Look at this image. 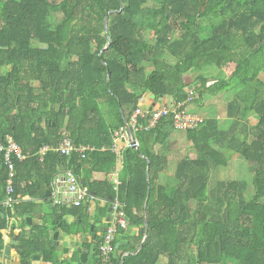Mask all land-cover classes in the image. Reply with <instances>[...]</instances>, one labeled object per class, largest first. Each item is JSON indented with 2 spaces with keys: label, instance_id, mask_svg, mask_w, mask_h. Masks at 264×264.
I'll return each mask as SVG.
<instances>
[{
  "label": "trees",
  "instance_id": "trees-1",
  "mask_svg": "<svg viewBox=\"0 0 264 264\" xmlns=\"http://www.w3.org/2000/svg\"><path fill=\"white\" fill-rule=\"evenodd\" d=\"M211 67L224 78H208ZM193 72L199 85L186 91L185 75ZM146 95L182 110L202 107L206 98L225 100V108L184 132L171 117L153 129L139 118L134 150L127 124ZM251 117L256 123L242 134L239 126ZM182 133L179 144L174 137ZM64 135L90 149L40 155ZM8 136L24 159L14 161L6 205L0 153V254L8 220L30 219L36 224L15 246L22 264L36 255L43 264H64L50 232L84 235V248L92 250L89 238L99 226L103 237L117 203L119 215L140 231H117L111 264H264V0H0V145ZM119 141L125 146L115 152ZM175 144L184 151L171 183L163 184ZM231 154L250 166V194L244 180H214ZM119 165L115 187L107 176ZM67 170L86 190L80 207L45 198ZM95 173L105 178L95 180ZM123 236L126 244L116 248ZM141 243L137 254L125 255ZM72 256L82 264L78 253Z\"/></svg>",
  "mask_w": 264,
  "mask_h": 264
},
{
  "label": "built area",
  "instance_id": "built-area-1",
  "mask_svg": "<svg viewBox=\"0 0 264 264\" xmlns=\"http://www.w3.org/2000/svg\"><path fill=\"white\" fill-rule=\"evenodd\" d=\"M190 100V99H189ZM188 100V101H189ZM143 103V100H142ZM182 104L176 106H158L153 107L152 109L146 108L143 104L141 108L136 109L130 117L128 122V127L130 129L136 128L139 118L147 117V127L146 129L155 128L159 121L165 117H171L173 120L174 128L179 132H184L187 130H192L198 127L202 119L200 116L194 113H189L186 110L180 109ZM115 137H118V133L114 134ZM136 145L138 143L136 142ZM127 146H131L130 137H128ZM53 149L62 156H70L72 153L83 154L85 151L89 150L90 147L86 146H76L74 142L64 135L59 143L55 147L45 146L40 150V155H44L46 151ZM115 151V145L112 147ZM0 153L3 154L4 164L7 166L8 176H7V186L6 194L8 198L5 201V204H10L12 202L11 195L13 194V183L15 176L14 161L16 159H24V155L19 148V146L14 142L12 137H6L5 144L0 145ZM65 173L66 189L65 193L73 197L70 202L71 206L80 207L84 204L85 198L87 197L86 190L82 189L78 179L72 173V171L67 170ZM109 179L114 184L115 187L118 186V178L111 174ZM52 201L55 205L62 204V199L60 197L61 191L59 193L55 192L51 194ZM118 204H114L112 207V214L110 222H108V228L105 230V234L102 237V241L99 245V264H111V255L115 251V242H116V233L120 228L127 230L128 221L124 216L119 215L118 213Z\"/></svg>",
  "mask_w": 264,
  "mask_h": 264
},
{
  "label": "rangeland",
  "instance_id": "rangeland-1",
  "mask_svg": "<svg viewBox=\"0 0 264 264\" xmlns=\"http://www.w3.org/2000/svg\"><path fill=\"white\" fill-rule=\"evenodd\" d=\"M150 38H153L152 34L149 35ZM166 60L168 62H172L173 60L169 57L166 58ZM207 71V70H206ZM218 71L217 69L215 70L214 67H211L209 68V70L207 71V74L208 76L207 77H211V78H217L219 76L218 79H223L224 78V73L223 71H219V74H217ZM190 74V73H189ZM192 74H196V72H193ZM188 75V74H187ZM185 75V79H186V76ZM192 76H195V75H192ZM186 81L188 82V80L186 79ZM190 83V82H189ZM224 102H218L217 101H213V100H210V101H207L205 104L208 105V107H206L205 105L202 106V107H198V106H195L194 104H189L187 105L186 107V110L187 112L189 113H195L197 114L198 116H203V117H206V116H209V117H217L218 115H221V113H223V110L225 108L224 104H225V100H222ZM216 103V104H214ZM217 108V109H216ZM224 118V116H223ZM226 123L228 121V124L230 123L229 120H225ZM256 123V119L255 117H251L249 118L248 122L247 123H244L242 124L241 126H239L242 134H245L248 130V128L250 126H253L254 124ZM184 134V133H182ZM176 142H182V137L180 136H175V139ZM179 144H175L174 145V148L173 150L175 151V153H170L169 154V159H170V163H169V166H168V170H167V173L164 174L165 178L162 179L161 178V183L163 184H170L171 183V180L172 178L168 179V175H171L172 174V170L174 169V164H175V160L177 159V156H180L184 149H182L181 147H179ZM191 143H187V145ZM186 145V143H185ZM190 149H188V152H190V155H193L192 151H194V148L192 146L189 147ZM163 176V177H164ZM251 169H250V166L244 162L243 160L239 159V157L236 155V154H231L229 156V162L226 166H221L218 171L215 173L214 175V180H244L246 181L250 187L248 188V193L250 194L252 192V188H251ZM45 207V206H43ZM71 251L68 253L67 255V260L65 261L64 264H77V262H75L72 254H73V250L74 248L71 247ZM61 247L58 248V252H60L61 254V259H63V254L61 252Z\"/></svg>",
  "mask_w": 264,
  "mask_h": 264
},
{
  "label": "crops",
  "instance_id": "crops-1",
  "mask_svg": "<svg viewBox=\"0 0 264 264\" xmlns=\"http://www.w3.org/2000/svg\"><path fill=\"white\" fill-rule=\"evenodd\" d=\"M217 74H219V72L217 73ZM192 75H195V76H192ZM197 77V73L196 74H192V73H190V74H188L187 76H186V79L188 80V82L187 83H189L188 84V88H187V91H188V89H193V90H195L196 88H197V86L199 85L198 84V82L196 81V82H194V80H195V78ZM209 78V77H208ZM211 79H214V78H211ZM210 100H213L214 101V99L213 98H206L205 100H204V102L203 103H206L207 101H210ZM146 108H150V107H156V106H158V105H160V106H162V105H164V106H171L172 105V103H170L169 102V100H167V99H161V102L160 103H155L154 102V100H153V97L152 96H150V95H146V96H144V98H143V103H142ZM214 104H216V103H214ZM206 107H208V105H206V104H204ZM195 114V113H194ZM203 119L204 118H207V117H209V116H206V117H203V116H201ZM173 136V135H172ZM174 136H175V134H174ZM180 137H183V134H180ZM175 138V137H174ZM117 143V147H116V150H115V152H118L119 150H121V149H123V147L125 146L123 143H121L120 141L119 142H116ZM190 143V142H189ZM191 145L190 144H188L187 145V148L188 149H190L189 147H190ZM169 163H170V161H169ZM174 166V169L172 170V174L171 175H168V179L171 177V178H173V173H174V170H175V164L173 165ZM119 171H120V165H119V168H118V171L116 172V173H114V176L115 177H117L118 178V174H119ZM167 172H165V173H163L161 176H160V180H161V178L162 179H164L165 178V176H164V174H166ZM164 176V177H163ZM107 177H110V176H107ZM105 178V175L104 174H102V173H95V174H93V179H95V180H103ZM170 178V179H171ZM64 181H65V173H61L59 176H58V179L55 181V184H54V190H53V194L55 193V192H57V193H59V191H61V195L62 196H64L65 197V199H66V205H68V206H71V204H70V202L72 201V199H73V197L71 196V195H69V194H66L65 193V189H66V184L64 183ZM62 199V198H61ZM62 202H63V199H62ZM101 203H100V205L101 206H104L105 205V202L104 201H100ZM64 203V202H63ZM91 210V212H92V210H94V207L92 208V209H90ZM69 221H71V219H68ZM35 222H37L36 220H32V223L35 225ZM26 225L23 227V228H26L27 226H28V223H25ZM20 229L22 228L21 226L19 227ZM23 230V229H22ZM140 231V228H138V227H130V226H128V229H127V233L132 237V236H135L136 234H138V232ZM142 231V230H141ZM15 234H18V230L17 231H15ZM59 239H60V241L62 242V241H67L70 245H71V247H74V243H75V241H74V237L73 236H69V235H67V234H65V233H63V232H61V231H59ZM4 240H5V246H4V248H5V254H4V258L5 259H16L17 258V253L15 252V249L13 248V246H12V244H10V241H9V237L7 238H4ZM77 240H78V242H79V244H82V242H84V239L82 238V237H80V236H78L77 237ZM125 242V241H124Z\"/></svg>",
  "mask_w": 264,
  "mask_h": 264
},
{
  "label": "water",
  "instance_id": "water-1",
  "mask_svg": "<svg viewBox=\"0 0 264 264\" xmlns=\"http://www.w3.org/2000/svg\"><path fill=\"white\" fill-rule=\"evenodd\" d=\"M122 8H120L119 12L121 11ZM110 13H113V11H110L108 14ZM108 14L106 15L105 19H104V28H105V32L108 33ZM109 43L107 44V46L104 48V49H107L108 46H109ZM103 52V50L101 51V53ZM109 74H108V78H109ZM187 91V89H186ZM161 102V98L158 99V103ZM153 107H150V109H152ZM128 133H129V137H130V144H131V147L134 149V150H137V147L138 145H136V141H135V138L133 136V133H132V130L128 127ZM147 178H148V170H147ZM52 195L50 194L49 191H46L45 193V198L46 199H49L50 202H52V199H51ZM60 197L63 199V207L65 208L67 205L65 204L66 202V199L64 196L60 195ZM70 207V206H69ZM60 219V215L57 216V219L56 220H59ZM110 219H111V214H110V208L108 209V214H107V217H106V223L110 222ZM143 219H144V227L142 228V234H143V239H142V243L146 240L147 238V235H148V230H147V222H146V218H145V215L143 216ZM26 222L28 223V226L26 227L25 229V232H26V235L28 236L30 234V228L32 225H34L32 223V221L30 219H27ZM67 220H63L62 223H66ZM57 223V222H56ZM36 224V222H35ZM52 234V240H53V245L56 247V248H59L61 247V252L63 254V261H66L67 260V255L68 253L71 251V245L67 242V241H60L59 239V231H55L54 233H51ZM74 237V250L73 252H76L78 253V259L80 260V262L82 264H92V259H94V254L92 252H90L89 249H83L78 240H77V237L78 236H73ZM126 240V236H123L121 237V241L120 243H118L116 245V248H118L119 246H123L126 244V242H124ZM142 243L141 245L139 246V248L133 252V253H126L125 255H128V254H137V252L142 248ZM32 264H41V261H40V256L36 255L33 257L32 259Z\"/></svg>",
  "mask_w": 264,
  "mask_h": 264
},
{
  "label": "flooded vegetation",
  "instance_id": "flooded-vegetation-1",
  "mask_svg": "<svg viewBox=\"0 0 264 264\" xmlns=\"http://www.w3.org/2000/svg\"><path fill=\"white\" fill-rule=\"evenodd\" d=\"M27 219H19V218H11L8 220V222L10 223L9 227L6 228L5 230L2 231L3 234V240L4 238H8L9 237V241L10 244H12L13 248L15 249V252L17 253V258L16 259H5L4 258V254H5V248H3L1 254H0V264H22V260L19 259L18 256V249L15 248L16 245H18V241H17V237H19L20 233L22 232V229L25 230L26 228H19L21 225L26 222ZM18 230V234H15V231ZM104 227L103 226H99V228L97 229V233L94 235V237H90V241L92 244V250H90L93 254H94V259H92V264H99L100 259H99V253L97 252V247L100 245L101 243V238H102V233H103ZM84 239V235L80 236ZM5 242V240H4ZM5 246V243H4ZM80 246L84 248L83 246V242L82 244H80ZM41 261V259H40ZM41 264L42 261H41Z\"/></svg>",
  "mask_w": 264,
  "mask_h": 264
}]
</instances>
